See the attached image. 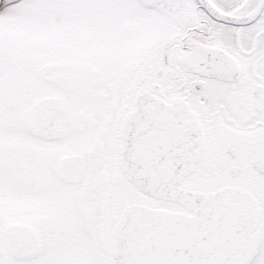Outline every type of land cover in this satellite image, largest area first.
<instances>
[{"label": "snow or ice", "instance_id": "1", "mask_svg": "<svg viewBox=\"0 0 264 264\" xmlns=\"http://www.w3.org/2000/svg\"><path fill=\"white\" fill-rule=\"evenodd\" d=\"M0 264H264V0H0Z\"/></svg>", "mask_w": 264, "mask_h": 264}]
</instances>
